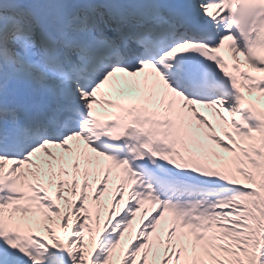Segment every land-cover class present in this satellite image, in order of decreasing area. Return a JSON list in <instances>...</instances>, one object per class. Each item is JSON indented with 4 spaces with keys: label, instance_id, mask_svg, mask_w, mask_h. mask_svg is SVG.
<instances>
[{
    "label": "snow or ice",
    "instance_id": "6c2138e0",
    "mask_svg": "<svg viewBox=\"0 0 264 264\" xmlns=\"http://www.w3.org/2000/svg\"><path fill=\"white\" fill-rule=\"evenodd\" d=\"M0 264H264V0H0Z\"/></svg>",
    "mask_w": 264,
    "mask_h": 264
}]
</instances>
